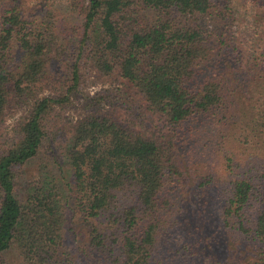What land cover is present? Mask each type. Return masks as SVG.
<instances>
[{"label":"trees","instance_id":"trees-1","mask_svg":"<svg viewBox=\"0 0 264 264\" xmlns=\"http://www.w3.org/2000/svg\"><path fill=\"white\" fill-rule=\"evenodd\" d=\"M9 1L0 17V122L11 104L27 114L0 154V258L18 247L29 264H70L60 254L64 195L47 175L30 180L29 166L47 141L44 123L78 92L82 60L101 75H118L171 125L182 126L223 106L230 111L229 79L220 67L210 68L214 37L201 22L213 15L217 0H81L78 58L63 98L40 93L52 51L43 24L27 18L21 0ZM259 65L248 101L253 107L240 108L247 118L245 142L238 140L250 145L253 136L249 152L258 167L231 180L222 218L225 228L264 249V56ZM102 100L97 94L86 102L97 107ZM66 156L81 209L92 224L91 245L101 257L109 264L170 263L160 235L181 171L159 143L112 117L88 113L73 125ZM25 169L30 183L21 197L18 181ZM184 249H189L186 243ZM259 260L264 264V252Z\"/></svg>","mask_w":264,"mask_h":264},{"label":"rangeland","instance_id":"rangeland-1","mask_svg":"<svg viewBox=\"0 0 264 264\" xmlns=\"http://www.w3.org/2000/svg\"><path fill=\"white\" fill-rule=\"evenodd\" d=\"M20 2L30 21L38 27L43 24L47 47L52 49L47 54L40 93L63 98L78 58L75 49L82 35L81 0ZM9 5V0H0V17ZM201 22L214 37L215 60L210 59V68L220 67L230 81L231 91L226 92L230 111L223 106L182 126L171 125L164 116L151 112L143 96L118 75H101L90 62L82 60L78 92L70 102L57 106L44 123L47 141L29 166L33 169L30 180L38 174L47 175L64 195L60 254L70 264H109L91 245L92 224L81 209L66 156L73 125L88 113L112 117L124 128L156 141L178 165L181 175L171 193L169 222L160 235L161 250L170 261L167 264L261 263V245L225 228L222 215L231 180L253 173L251 168L258 167L249 152L253 136L250 145L244 146L238 140L245 142L242 133L247 118L241 109L251 106L249 111L253 107L248 102L256 87H252L253 75H258L264 56V0H217L213 15ZM97 94L103 96L100 106L89 107L87 98ZM26 110L15 104L7 108L0 122V154L15 139L14 129ZM227 158L232 159L229 165ZM257 163L260 165L259 160ZM29 175V169L21 171V197L30 183L25 179ZM185 243L188 250L184 249ZM0 264L29 262L14 247L0 258Z\"/></svg>","mask_w":264,"mask_h":264}]
</instances>
